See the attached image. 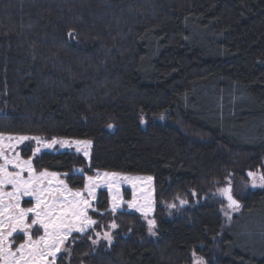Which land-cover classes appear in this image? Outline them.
Masks as SVG:
<instances>
[{
  "label": "trees",
  "instance_id": "obj_1",
  "mask_svg": "<svg viewBox=\"0 0 264 264\" xmlns=\"http://www.w3.org/2000/svg\"><path fill=\"white\" fill-rule=\"evenodd\" d=\"M0 133L91 139L89 160L34 158L72 187L98 169L154 177L155 237L143 214L111 212L102 189L97 223L56 264H264L250 232L264 187L236 196L229 228L215 190L264 169V0H0ZM105 230L111 244H93Z\"/></svg>",
  "mask_w": 264,
  "mask_h": 264
},
{
  "label": "snow or ice",
  "instance_id": "obj_2",
  "mask_svg": "<svg viewBox=\"0 0 264 264\" xmlns=\"http://www.w3.org/2000/svg\"><path fill=\"white\" fill-rule=\"evenodd\" d=\"M71 36L72 33H69ZM8 139L9 141L15 139L17 142H21L28 139H35L39 141V137L28 136H7L0 134V141ZM55 143L68 144L67 141H55L45 144V147H52ZM77 151H82L84 156H88V148L91 145V141H76ZM14 145L8 144L7 148L12 149ZM37 152L40 148L37 147ZM0 158H3L4 163L0 164V259H3L4 264H55V260L58 253H61L66 242L72 236L73 232L85 233L89 228H92L97 222L88 215L89 210L92 209V201L95 199V189L99 186L96 181L100 180V174H97L95 181L93 177H88L89 184L86 187V193L81 191L72 192L71 189L60 181L62 186V192L59 196L51 195V190H47L48 199H45V189L35 181L40 180L47 173H41L40 177L35 175L32 163L30 160L20 161L19 156H15L13 159H9L4 152V146L0 145ZM15 161V168L19 169L15 172H9L8 166L12 165ZM30 173L27 180L23 177V172ZM56 175V174H53ZM249 177L252 179V185L256 186L257 180L264 185V174L257 176L256 173L249 172ZM104 177H115V173H103ZM125 181L131 182L134 178L123 177ZM151 182L152 178H146ZM11 185L13 191L4 192L5 186ZM109 187H113L109 184ZM133 187L135 185L133 184ZM63 192L70 193L72 199L69 200L63 196ZM220 194L228 201V207L233 210H238L239 202L234 199L232 195V188L229 184L228 187L221 189ZM21 196H34L36 198V204L31 208H21L20 198ZM7 197V201L5 200ZM123 200L119 197V189L116 188V194L112 197L111 212L123 205ZM181 204L187 203V201H180ZM129 208H134L140 211L145 217L152 211L151 199H146L144 204H137L136 199L128 202ZM171 207H176L175 204ZM34 214V219L31 223H28L29 214ZM149 226V232H153L156 226L154 219L147 220ZM38 225L44 231V235L38 240H33L31 237L30 229ZM118 227L115 221H112L111 228L116 229ZM20 231L28 235V242L21 244L15 252L12 251L11 242L8 238L12 236L14 232ZM99 236V233H96ZM103 238L110 245L113 239L111 232H105ZM8 241V242H6ZM93 244L98 243V240H93ZM19 257V259H17ZM197 264H204L203 260L197 261Z\"/></svg>",
  "mask_w": 264,
  "mask_h": 264
},
{
  "label": "rangeland",
  "instance_id": "obj_3",
  "mask_svg": "<svg viewBox=\"0 0 264 264\" xmlns=\"http://www.w3.org/2000/svg\"><path fill=\"white\" fill-rule=\"evenodd\" d=\"M0 134H3L5 137H7L9 135L13 136V137H16V136L39 137V141H37L35 139H28V140H24L21 142H17L15 139H13L11 141H9L8 139H4V140L0 141V145L4 146V152L8 156L9 159H13L15 156L18 155L20 161L30 160L32 163V167L34 169L35 175L37 177H40L41 173H47L48 174V175H45L44 177H42L40 180L34 182L46 190L45 196H44L45 199H48L47 190H49V189L51 190V195H53V196L61 195L62 186L60 184V181H63L64 184L67 185V187L69 189H71L72 192L81 191V192H84L85 195H87L86 187L89 184L88 177H93V179L95 181V178L97 177V174L99 173L100 174V180L96 181L99 184V186L96 187V189H95V199L92 201V209H96L100 190H102V189H104L108 192L109 209H111L112 197H113V195L116 194V188L118 187L119 197L123 200L124 203H123L122 207L118 208L117 210L122 209L123 207H126L128 209H131V210H134V211L141 213L137 209L129 208L128 202L132 201L135 198L137 204H144L146 202V199H151L152 211L148 213L147 219H154L155 220V218H154V213L156 210L155 186H154V177L151 174L127 173V172H121V171H111V170H106V169H98L93 174L85 173V184L83 187H72L69 184V182L67 181L65 173L60 172V171H56V170L46 169V168L39 170L34 165V158L46 150H48V151L72 150V151H76L78 153L83 154L82 151H77V145L75 143L76 141H91V145L88 148L89 155L87 157L85 156L89 160L91 158V153H92V140L91 139L62 137V136H54L52 138H45V137L40 136V135H32V134H13V133H0ZM53 140L60 141V142L67 141L68 144L55 143L50 148L44 146L45 144L52 143ZM28 142H32L34 144L32 155L29 157L24 156L22 154V147L25 146L26 143H28ZM8 144H12V145H14V147L12 149H8L7 148ZM37 147L40 148L39 152L36 151ZM3 163H4L3 158H0V164H3ZM14 164H15V161L12 165L8 166L9 172H15V171L19 170V169L15 168ZM75 171L83 173V170L81 168H77ZM249 172L256 173L257 176H259V175L264 174V169L248 170L246 179H244V178L235 179L232 177H228L226 179L225 184L217 185L215 188L216 197L218 199H220V212H221V216H222L223 224H224L225 228H229L232 225L235 216L243 214V209H242V205H240L238 210H233V209L229 208L228 207V201L226 200L225 197H223L220 194V190L226 188V186L228 184H231L233 194H235V196L240 198L241 194L244 193L245 191L264 187V185H262L259 180H257L256 186H253L252 185V179L248 175ZM103 173H115V174H117V176H115V177H104ZM53 174H56V175H53ZM22 175H23L25 180H27L29 178L30 173L27 171L26 166H25V171L23 172ZM123 177H131L134 179L131 182H128V181L123 180L122 179ZM147 177L152 178L151 182H149L146 179ZM109 184H112L113 187H109ZM133 184L135 185V187H133ZM3 191L4 192H11V191H13V188L11 185H7V186H5ZM62 194L64 197H67V199H69V200L72 199V196L70 195V193L63 192ZM7 199L8 198L5 197L6 201H7ZM35 204H36V198L34 196H21V198H20V207L21 208H31V207H34ZM162 204L166 208L167 217H173L176 210H177V207L173 208V207H171V205H173V204L176 205V203L174 201L164 200L162 202ZM88 215L91 217V219L95 220L91 215V209L89 210ZM238 217H242V216H238ZM34 218H35L34 214L30 213L27 222L31 223L32 219H34ZM156 227H157V225L153 229V232H149L150 235L153 237H155L157 235ZM29 231L31 233V237L33 240H38L41 236L44 235L43 229L41 227H39L38 225H34ZM105 232H110V230H105L103 232H99L100 235L97 236L96 239L94 238V240H99L100 238H103V234ZM250 232L252 233L251 235L253 236V238H256L255 242L258 243L260 246H264V221H259L256 224V227L254 228V230L252 228V230ZM73 233H76V232H73ZM18 234L24 235L23 240L16 241V235H18ZM8 241L11 242L12 251L15 252L16 249L19 248V246L21 244H25L28 242V235L24 234L20 231H17V232H14L11 237L8 238ZM8 241H6V242H8ZM64 248H65V246H64ZM59 254L60 253L57 254L56 260H57ZM17 259H19V257H17ZM201 259L203 260L204 264H207V262L200 255H195L194 260L191 264H197V261H199ZM56 260H55V264H56ZM0 264H4L3 259H0Z\"/></svg>",
  "mask_w": 264,
  "mask_h": 264
},
{
  "label": "water",
  "instance_id": "obj_4",
  "mask_svg": "<svg viewBox=\"0 0 264 264\" xmlns=\"http://www.w3.org/2000/svg\"><path fill=\"white\" fill-rule=\"evenodd\" d=\"M231 185V184H230ZM229 186V184L226 186V187H228ZM231 188H232V185H231ZM232 195H233V197H234V199H236L238 202H239V205H241V200L240 199H238L234 194H233V192H232ZM227 200V199H226Z\"/></svg>",
  "mask_w": 264,
  "mask_h": 264
}]
</instances>
